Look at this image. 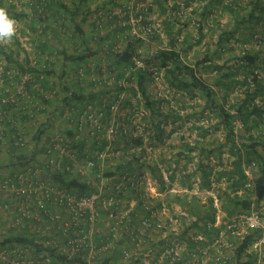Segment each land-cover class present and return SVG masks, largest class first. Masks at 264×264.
I'll return each instance as SVG.
<instances>
[{"label":"built area","instance_id":"2783aa9c","mask_svg":"<svg viewBox=\"0 0 264 264\" xmlns=\"http://www.w3.org/2000/svg\"><path fill=\"white\" fill-rule=\"evenodd\" d=\"M36 1L26 0L23 18L16 17L25 23L24 29L17 20L15 25L20 52L6 49L14 50L25 67L9 61L4 52L0 54V264H56L50 249L65 256L67 264H236L233 242L235 246L248 229H261L252 249L258 252L257 264H262L264 197L252 204L250 213H240L229 221L231 234L222 228L211 240L203 228L190 226V208L197 203L205 213L212 195L215 219L205 217L200 223L219 227L225 222L226 211L217 191L220 186L228 187L225 177L217 180L213 172L207 188L200 173L191 174L195 164L190 169L189 162L182 168L185 159L174 179L160 163L163 182L146 166L130 171L126 143L136 152V164L144 160L138 154L142 145L135 140L142 136L145 142L147 136L140 117L144 111L140 91L128 103L125 100L131 93L126 89L116 91L117 97L105 92L77 104L76 98L70 99L74 104L64 107L62 81L70 93L95 92L104 84L112 86L116 77L93 53L92 44L86 60L76 58L85 46L75 31L56 22L58 31H67L65 36L71 42H60L53 34L45 37L52 29V19L41 14L44 8ZM110 12L123 19L127 10L111 6ZM32 20L35 30L29 26ZM131 20L136 21L135 17ZM106 25L100 24L101 32ZM92 32L95 38L102 35ZM139 52L137 68L144 66L142 49ZM154 75L160 96L158 69ZM117 83L138 87L134 76L126 75ZM104 110L109 111L106 120ZM225 153L223 160L227 161ZM212 162L218 161L213 158ZM169 163L176 167L174 159ZM188 172L184 182L182 175ZM246 172L250 179L245 186L252 187L253 177L249 169ZM61 174L85 180L89 188L79 194L58 184L53 175ZM241 190L236 187V192ZM175 197H182V202ZM14 235L30 240L11 241L9 237Z\"/></svg>","mask_w":264,"mask_h":264},{"label":"trees","instance_id":"16d2710c","mask_svg":"<svg viewBox=\"0 0 264 264\" xmlns=\"http://www.w3.org/2000/svg\"><path fill=\"white\" fill-rule=\"evenodd\" d=\"M41 1H36L37 4L42 5L40 7L44 8L41 14H48L47 16L52 19V29L45 33V37L53 34L59 37L60 42L63 40L66 43L70 42L65 36L67 31H63L61 34L56 24H54L56 22L66 30L75 31L80 42L85 46L82 52L75 55L76 58L86 60L90 54L89 50H91L89 44H92L94 46L93 53L102 58V62L116 77L115 81L112 82V86L104 84L102 88L95 92L91 90L90 92L72 91L73 93H70V87L64 83L65 81H62V91L66 95L63 99L64 107L72 105L73 102L70 99L76 98L75 102L77 104L91 98L97 99L105 92L113 95L116 91L120 92L126 89L130 90L131 93V96L125 100V103H128L134 93L140 91L143 96L144 109L140 116L141 121L146 125L145 130L150 129L151 137L154 136L160 142L164 127L158 116L159 114L165 116L161 105L165 97H159L155 91L158 88L155 83V70L158 69L159 71L160 82L163 74L173 86L183 88L186 95L198 96L196 100L199 97L203 98L204 103L201 104L199 109H194V113L204 114L205 111L210 112L213 115V121H210H216L214 122L215 127L222 129L223 134L221 137L213 135L208 142L197 138L194 144H190L181 135L177 142V145L180 146L177 151L172 152L167 146L164 154L158 155V159L151 160L154 157H150V159H144L143 162L137 164L138 160L134 162L137 159L136 152L131 151L129 143H126L125 148L129 150L131 156L130 161L127 163L132 172L140 171L145 166L148 167L153 175L162 182L163 174L160 163L170 171V177L174 179L183 159H185V164L182 166L184 169L187 168L189 162H194L196 169L190 172L192 175L197 172L200 173L202 184L207 188L211 187V174L213 172H215L217 180L225 177L228 181V187L220 186L217 189L218 196L222 199L221 205L226 211L225 222L219 227H211L200 223L205 217L209 221L215 219L216 208L214 207L213 196L210 195L205 213L203 210H199L197 203H195L194 208H190V213L195 217L194 219L192 216L193 220L190 226L203 228L211 240L219 234L222 228L225 229V234H231L232 228L228 226L229 221H232V218L240 215V213H250L252 204L254 202L260 203L264 197V71L260 74L257 70L261 66L259 63L260 55L263 56L264 60V46L255 50L251 45H248L251 40L247 37L248 33L241 35L240 38L236 35L239 31H252L260 22H264V0H206L200 11V16L194 21L198 24L200 33L194 41L190 40L192 38L188 32L182 35L184 29L182 23L178 22L175 15L167 13L169 9L167 0H154V3L160 7V15H165L160 21L149 16L153 5L151 0H47L43 4ZM0 3L3 4V0H0ZM178 4L177 2L173 3V5ZM215 5H217V10L213 11L212 7ZM111 6H121L124 10H127L123 19L116 14L111 15ZM106 7H110V9ZM218 8L221 12L229 10L233 21L222 24V30L216 40L209 38L205 41L202 55H199L194 61H185L183 52L191 49V46L196 42H203L207 33L214 29V25L208 20V16L212 12L217 13ZM131 9H133V14L130 13ZM100 10L103 11V14H100ZM37 12H39V9H37ZM105 15H108V17L102 19ZM132 17H135L136 21L133 22ZM215 21L216 17H213V22ZM101 23L107 24L103 32L100 29ZM29 26L33 30L36 29L33 20ZM205 26L208 31L204 30ZM95 30L100 31L102 35H98L97 38L93 37L94 33L92 31ZM260 32H263V30L261 29ZM232 38H236L238 42L245 41L247 44L241 47L234 61L225 60L224 63L219 65L215 60L217 48L218 46L223 49L233 47L231 45ZM258 41L264 45L263 37ZM185 44H188V46H185ZM139 49H142L144 66L137 68L135 59L141 53ZM0 50L6 54L9 61L17 62L22 68L25 67L15 58L14 50L5 51L1 47ZM199 64L211 71L216 68L211 82L199 72L201 70ZM3 75H7L6 71ZM58 75L55 76L61 78L62 75ZM126 75L129 78L134 76L138 84L137 88L125 87V85L117 83ZM241 85H244L241 93L233 96V92ZM115 96L117 97L116 94ZM83 106L84 104L80 108H83ZM104 112V120H106L109 111L104 110ZM126 120L130 122L128 115ZM239 121L240 126H238ZM196 124L200 125V128L204 130L202 134L206 136L205 133L208 128H204V123ZM123 137L127 139L126 136ZM145 138L146 135H144ZM80 139L84 141L83 137ZM135 140L142 145L143 154L146 153L143 137L138 136ZM197 149H199L198 154L200 157L195 162L193 151ZM224 152H226L227 161L223 160ZM213 156L218 157L216 159L217 164L212 162ZM170 159H174L176 167H170ZM247 169L253 177L252 187L245 186L247 179H250L249 174L246 172ZM65 175L61 174L57 177L53 175V179L68 189H76L79 194L85 193L89 188L85 180L73 179ZM188 175L189 172L183 173L182 179L184 182ZM236 187L242 189L241 193L236 192ZM182 199V197H177L176 201L182 202ZM142 203L141 200L140 204ZM256 208H260V206ZM143 212H146V210L144 209ZM260 235V229H249L239 240L235 241V260L237 264H256L258 253L255 250L251 251L250 248L254 240L258 239ZM9 239L11 241L30 240L25 235H14L10 236ZM53 250L50 249L54 262L56 264H67L66 257L56 254Z\"/></svg>","mask_w":264,"mask_h":264},{"label":"rangeland","instance_id":"374dc122","mask_svg":"<svg viewBox=\"0 0 264 264\" xmlns=\"http://www.w3.org/2000/svg\"><path fill=\"white\" fill-rule=\"evenodd\" d=\"M151 1L153 2V5L151 6L149 16L159 21L162 20L165 15H160L161 10L159 5H156L154 3V0ZM174 2H177L179 4L173 5ZM205 2L206 0H167V4L169 6L167 13L169 15H175V17L178 19V22L182 23V26L184 28L182 35L188 32V34L192 38L190 40L192 41H194V39L200 35L198 31V24H196L194 21L200 16V11ZM26 5V0H3V4L0 3V8H5L8 16L15 21L17 20L19 27L21 29H24L25 23L24 21L20 20L23 18V16L19 13L24 12V9H27ZM212 10L216 11L217 5L212 7ZM218 10L219 11L217 13L212 12L211 15L208 16V20L214 25V29L207 33V35L203 39V42H196L191 46V49H187L183 52L185 61L191 62L196 60L199 55H202L204 53L205 41L209 38H213L214 40H216L219 36L220 31L222 30V24L227 22L231 23L233 21V17L231 16L229 10H223V12L220 11V8H218ZM16 17H20V19H17ZM213 17H216V21L218 22H213ZM263 24L264 22H260L257 27H254L252 31H239L236 33V35L240 38L241 35L248 33L247 37L251 39L248 45H251V47L255 50L263 48L264 45L258 41L262 37L264 39ZM261 29L263 30V32H260ZM204 30L208 31V28L205 26ZM14 36L8 42H0V47L5 51H7L6 49H10L11 47H13L14 50L19 53L21 48L20 45L16 42ZM246 44L247 43L245 41L238 42L236 38H232L231 45L233 47H226L223 49L217 45V56L215 58L216 62L221 65L225 60H228L229 62L234 61L237 57L236 54L239 53L241 47L245 46ZM185 46H188V44H185ZM0 54L4 53L1 51ZM259 63L261 66H259L257 70L261 74L264 71V60L262 55H260ZM199 69H201L199 72L205 75L208 78L209 82L213 80V75L216 72V68L211 71L210 69L203 67L202 64H199ZM243 88L244 85H241L238 89H236L235 92H233V96L241 93V89ZM160 90L161 94L159 97H165V99H163L161 102L163 112H165V116L164 114H159L158 117L162 122L164 130L159 142L158 139H156L154 136L151 137L149 128L145 130L146 125L142 122L144 124L142 126L146 131L147 136L144 143L146 145V153L143 154L142 150L138 151L141 159L154 157L151 158V160H154L156 157H158L159 154H164L167 146L169 147V149H171L172 152L177 151L180 148V146L177 145V142L181 135H183L190 144H194L195 139L197 138L202 139V141L208 142L210 138L213 137V135L221 137V135L223 134L222 129L215 127L214 122L216 121L211 122L213 121V115L210 114V112L205 111L204 114H197L196 112L194 113V109H199L201 104L204 103L202 97H199V99L196 100L198 96L191 97L189 95H186L183 88H177L173 86L168 81L167 77H165L163 74L160 82ZM196 123H204V128H208L207 132L205 133L206 136L202 134L204 130L201 129L200 125ZM198 153L199 149L193 151V155H195L193 159L195 160V162L198 161L200 157ZM213 157L218 159V157L216 156ZM193 166L194 163L190 162V169L193 168Z\"/></svg>","mask_w":264,"mask_h":264},{"label":"clouds","instance_id":"9594fccd","mask_svg":"<svg viewBox=\"0 0 264 264\" xmlns=\"http://www.w3.org/2000/svg\"><path fill=\"white\" fill-rule=\"evenodd\" d=\"M15 25H16V21L14 19H11L8 16L6 9L0 8V42H8L11 40V38L16 34ZM255 240H257V239H255ZM250 249H251V251L253 250L252 246ZM234 252H235V246H234ZM234 260H235V255H234ZM235 262H236V260H235ZM257 262H258V256H257ZM257 262H256V264H257ZM236 264H237V262H236ZM262 264H264V261L262 262Z\"/></svg>","mask_w":264,"mask_h":264},{"label":"crops","instance_id":"0c3cea01","mask_svg":"<svg viewBox=\"0 0 264 264\" xmlns=\"http://www.w3.org/2000/svg\"><path fill=\"white\" fill-rule=\"evenodd\" d=\"M198 173V172H197Z\"/></svg>","mask_w":264,"mask_h":264}]
</instances>
